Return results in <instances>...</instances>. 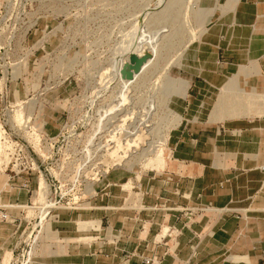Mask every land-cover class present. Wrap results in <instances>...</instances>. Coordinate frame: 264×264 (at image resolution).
<instances>
[{"label": "rangeland", "instance_id": "374dc122", "mask_svg": "<svg viewBox=\"0 0 264 264\" xmlns=\"http://www.w3.org/2000/svg\"><path fill=\"white\" fill-rule=\"evenodd\" d=\"M239 1L0 0V264H264L201 256L264 218V21Z\"/></svg>", "mask_w": 264, "mask_h": 264}, {"label": "crops", "instance_id": "0c3cea01", "mask_svg": "<svg viewBox=\"0 0 264 264\" xmlns=\"http://www.w3.org/2000/svg\"><path fill=\"white\" fill-rule=\"evenodd\" d=\"M239 2L240 3H237L234 9L227 11V13H234V14L238 13L239 16L244 17L248 20L252 16H257L259 20L261 19L264 21V0H241ZM236 22L239 21H234L233 24L236 25ZM251 28H253L254 32H257L258 30V27L255 24H253ZM251 63H253L254 81L256 82L260 81V85L264 88V77H263L264 75L262 76L264 59H263V63H258L257 60ZM239 75L240 73H238V75L237 74L234 75L229 80L234 81L233 80L234 77H237ZM186 174L189 177L192 176V178H194L199 183L200 188L204 191L205 201L211 198L215 200L216 204H218L217 196L220 195V189H218V184L222 181V176L220 175V173L218 172L210 173L206 170H200L196 175L189 172H187ZM209 178L212 179V181H208ZM126 183H123L121 187L123 188L127 187L125 186ZM209 187H213L214 190H216V192L212 197H208L209 195L210 196L212 195V193L208 191ZM252 222L253 221H250L249 223ZM238 223L239 222L236 220L234 221L231 220L225 224L226 226H228L225 230L226 232L225 239H223V234L219 232V229H217L214 238L206 242L207 244H205L201 256H205V257L210 256L211 258H221L225 256V257L234 258L237 257L238 254L243 252L242 250L246 248L247 243L248 246L249 243H251L254 247L256 245H259L258 248L257 246L255 247L257 249H260V253L256 256L257 263H259V261L261 260H264V218L263 219L259 218L258 220L255 221L256 226L254 224L253 228L244 231L237 229L236 225ZM240 224L242 227L245 223L241 222Z\"/></svg>", "mask_w": 264, "mask_h": 264}, {"label": "bare ground", "instance_id": "6f19581e", "mask_svg": "<svg viewBox=\"0 0 264 264\" xmlns=\"http://www.w3.org/2000/svg\"><path fill=\"white\" fill-rule=\"evenodd\" d=\"M135 79V78H134ZM122 80H124V79H122ZM127 81V80H126ZM128 81H132V80H128Z\"/></svg>", "mask_w": 264, "mask_h": 264}, {"label": "water", "instance_id": "95a60500", "mask_svg": "<svg viewBox=\"0 0 264 264\" xmlns=\"http://www.w3.org/2000/svg\"><path fill=\"white\" fill-rule=\"evenodd\" d=\"M129 77H131V75L129 74Z\"/></svg>", "mask_w": 264, "mask_h": 264}]
</instances>
